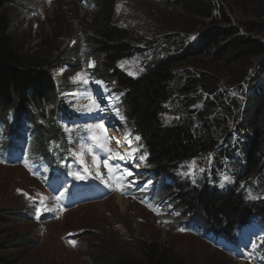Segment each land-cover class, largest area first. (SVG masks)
I'll return each instance as SVG.
<instances>
[{
  "label": "trees",
  "instance_id": "obj_1",
  "mask_svg": "<svg viewBox=\"0 0 264 264\" xmlns=\"http://www.w3.org/2000/svg\"><path fill=\"white\" fill-rule=\"evenodd\" d=\"M13 1L0 0V160L9 166L23 167L46 191L60 197L57 201L66 210L106 198L107 194L93 184L72 154L87 132L80 124L73 126L70 136L65 132L63 124L78 117L62 102L61 88L54 78L63 66L84 68L108 95L117 97L118 117L131 139L140 137L136 140L138 151L146 154L142 183L151 182L150 190L140 192L148 198L153 196L150 207L157 209L158 204L163 209L174 205L177 216L169 218L172 230L199 232L204 239L213 240L214 245L216 241L236 246L235 233L255 224L263 237L248 260L264 264L263 202L247 201L234 191L215 192L203 180L195 186L176 177L179 166L199 154L208 155L205 160L212 157L214 165L219 166L224 155L217 151V143L230 127L228 118L237 119L243 114L241 121H237L238 133L245 136V167L240 173L264 179L261 25L251 22L238 27L211 0H182L175 10L182 12L185 23L187 20L180 29L183 36L172 31L174 25L162 22L144 38L142 46L132 30L114 23L119 0H76L91 7L95 17L90 23H82L74 40L64 48L56 45L47 51L39 47L23 52L10 33L14 18L8 6ZM196 30L200 35L187 46L189 35ZM60 33L56 32L54 40ZM135 44L152 48L155 54L168 49L172 53L149 73L132 78L117 64L133 57ZM198 57L227 64L216 73L226 77L237 96L217 92L219 79L202 66L181 69L187 67L184 64H194ZM91 61L94 66L89 68ZM201 102L203 109L197 106ZM166 112L179 114L180 122L164 125L160 115ZM139 144L143 147L139 148ZM24 216L29 219V214ZM17 247L16 242H0V251ZM214 249L236 255L217 245ZM141 253L142 259L107 256L104 260L107 264H192L168 248L149 246ZM0 264H4L1 256Z\"/></svg>",
  "mask_w": 264,
  "mask_h": 264
},
{
  "label": "rangeland",
  "instance_id": "obj_2",
  "mask_svg": "<svg viewBox=\"0 0 264 264\" xmlns=\"http://www.w3.org/2000/svg\"><path fill=\"white\" fill-rule=\"evenodd\" d=\"M181 1L119 0L114 23L132 30L140 38L137 43L142 46H145L144 38L150 36L162 22L174 25L172 31H178L183 36L180 29L186 26L187 20L185 23L182 12L175 10ZM211 2H215L217 7L230 15L233 24L238 27L248 26L251 22L260 24L264 38V0ZM8 8L14 18L10 33L23 52L35 51L39 47L47 51L56 45L64 48L70 40L75 39L82 23H90L95 17V11L91 7L79 4L76 0H14ZM57 31L61 33L56 41ZM197 32L196 30L189 35L187 46L197 37ZM142 46L135 44L133 57L117 64L120 70L132 78L149 73L160 60H166L171 52L168 49V52L161 50L155 54L152 48ZM197 61L194 64H184L187 67L181 69L194 70V67L202 66L219 79L217 92L237 96L233 92V86L227 84L226 77L221 72L216 73L224 70L227 64L204 57H198ZM93 66L91 61L89 68ZM88 77L84 68L77 66H63L54 73L57 85L61 88L59 97L71 111L82 115V124L89 131V138L94 145L91 148L85 142L80 147L76 146L72 153L95 184L108 192V196L100 201L85 202L66 210L59 205L54 193L46 191L43 184L38 183L23 167L9 166L0 160V242L19 244L17 248L0 251L4 264H107L104 260L107 256L142 259L141 250L149 246L168 248L192 264H253L247 257L238 258L226 250H222L223 253L216 251L213 240L204 239L199 232L172 230L169 225L170 219L177 216L175 207V212L170 215L165 214L158 204L157 209L150 207L153 196L148 198L137 189L138 179L145 173V156L132 151L138 150L137 142L128 138V134L123 131V124L115 116L117 97L108 95ZM93 101L99 105L98 108ZM197 106L203 109L204 103ZM178 115L166 112L160 115V121L167 126L176 125L181 118ZM242 117L243 114L237 119L228 118L230 127L225 134H228V141L224 140V136L217 143V151L224 155L219 166L214 165L212 157L205 160L208 155L199 154L179 166L176 173L178 180L186 179L195 186L199 180H203L215 192L234 191L247 201L264 203V179L240 173L241 168L245 167L242 146L245 136L243 132L238 133L240 127L237 121L240 122ZM198 124L195 120L194 125ZM98 125H103V128L97 127ZM64 130L69 133L71 126L64 125ZM94 136L108 137L111 152L102 148L93 139ZM122 141L128 147V158L120 150ZM140 147L143 146L139 144ZM117 152L124 159L116 156ZM94 156L99 163V178L97 165L93 163ZM141 157L144 159H140ZM104 159L109 160L112 175L103 166ZM225 177L229 179L225 180ZM138 186L143 191L150 190L151 187L149 183H140ZM23 214H29V219ZM42 215L47 216L41 217ZM256 232L258 239L254 241L255 249L262 239L259 238L261 232ZM77 233L82 235L71 240V236Z\"/></svg>",
  "mask_w": 264,
  "mask_h": 264
},
{
  "label": "snow or ice",
  "instance_id": "obj_3",
  "mask_svg": "<svg viewBox=\"0 0 264 264\" xmlns=\"http://www.w3.org/2000/svg\"><path fill=\"white\" fill-rule=\"evenodd\" d=\"M79 76H80V74H78V77ZM93 104L97 108L99 107L98 104H95V101H93ZM121 119H123V117H121ZM97 127L103 128V125H98ZM93 139L96 140L100 144V146L102 148H105L107 151L111 152V149L108 147V139H109L108 137H106V136L105 137H96V136H94ZM135 139L136 140H139L140 137L137 136ZM117 143L119 144V141H117ZM130 143L131 142L129 141V144ZM132 151L135 152V151H137V149H133ZM116 156H118L120 159H124V156L123 155H120V153H118V152L116 153ZM140 159H144V157H141ZM93 163L97 165V177L99 178V176H100L99 163H98L97 158L95 156L93 157ZM102 163H103V166L105 168H108L109 174L112 175L113 169H112V167L109 164V160L108 159H104L102 161ZM128 175H131V172H128ZM186 175H187V173H186ZM228 179H229L228 177H225V180H228ZM221 186H223V184H221ZM56 199L59 200L60 197H57ZM41 204H43V199L41 200ZM37 211L39 212L40 210L38 209ZM72 243L74 244L75 242L73 241Z\"/></svg>",
  "mask_w": 264,
  "mask_h": 264
},
{
  "label": "bare ground",
  "instance_id": "obj_4",
  "mask_svg": "<svg viewBox=\"0 0 264 264\" xmlns=\"http://www.w3.org/2000/svg\"><path fill=\"white\" fill-rule=\"evenodd\" d=\"M120 150L122 151V153L125 155L126 158L129 157V150H128V147L126 146V144L124 142H121ZM119 201H121V199ZM230 246H232V245H230Z\"/></svg>",
  "mask_w": 264,
  "mask_h": 264
}]
</instances>
